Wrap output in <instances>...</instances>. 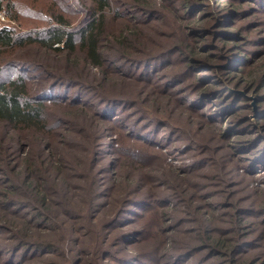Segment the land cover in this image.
I'll list each match as a JSON object with an SVG mask.
<instances>
[{
  "label": "rangeland",
  "instance_id": "1",
  "mask_svg": "<svg viewBox=\"0 0 264 264\" xmlns=\"http://www.w3.org/2000/svg\"><path fill=\"white\" fill-rule=\"evenodd\" d=\"M144 1L0 0V83L48 105L44 140L0 122V264H264V0ZM95 18L100 66L80 45ZM54 29L76 48L41 42ZM21 237L56 246L11 255Z\"/></svg>",
  "mask_w": 264,
  "mask_h": 264
},
{
  "label": "trees",
  "instance_id": "2",
  "mask_svg": "<svg viewBox=\"0 0 264 264\" xmlns=\"http://www.w3.org/2000/svg\"><path fill=\"white\" fill-rule=\"evenodd\" d=\"M94 1L97 4L98 10H103L109 4V0ZM190 1L191 0H183L185 7H189L188 5H190ZM144 3L145 4L143 7L152 9V2L151 4H149V2L146 0L144 1ZM1 9L2 3L0 2V10ZM100 25H102V22L101 24H99V19L95 18L91 24H89L86 28L81 29V31L79 32L81 35V47L88 49V52L86 53V59L90 60L91 63L95 64L96 66H100L103 61V52L100 50L98 40V33H100L99 30L101 28ZM123 32L125 33H121L119 36H116L115 39V41L119 44L123 51L121 52V57L126 59L129 58L132 60L138 59L132 58L138 56L132 55L130 50L132 48H135L137 45V43L134 42L135 38L131 36L134 30H130V28H128ZM49 33L50 36H48V38H43V40H41V42H44L47 46H49V48L60 51L63 48L59 47V45L55 46V44H60L61 42H64L66 44V48L68 49L71 48L72 50H74L76 48V34L72 32H65L61 29H54ZM13 41L14 37L12 33L7 32L6 29H2L0 31V44H10ZM31 41H40V39L31 38ZM193 49L194 47H192V52L195 51ZM230 65H233V63ZM24 88V78L22 77L3 81L2 83H0V122L12 126L15 129H19L21 127L34 128L40 135H38V137L44 140L43 136L46 135V133L43 132V130L45 129L44 112L47 109L48 105L45 102L33 99L31 95H27L24 91ZM24 161L25 162L23 164V168L24 166L25 168L23 170L26 171L27 175L29 173V176L25 180L21 181V185H24L25 188L29 190V192H32L33 195H35V202H40L41 204L45 205L49 198V195H51V192H49L50 189L48 188V186H44L37 180L39 177H33L36 174L34 163L35 160L30 157V159L26 158ZM9 181L13 183L11 180ZM14 188L15 187L12 188V190L14 191H11L10 189L5 196L7 197V199L5 200L7 202H5V204L7 203V205L11 206V208L15 205H18V202H21V200L13 198L12 195L15 193ZM37 203L34 204L37 206ZM41 211L45 213V210ZM41 211H39L38 215H42ZM17 242L18 244L15 245V247L11 248V251H13L11 255L15 254L14 252L16 249H21L22 247H25L26 249H28L27 247L31 249H43L46 246L47 249L52 250L56 246L51 242L42 243L39 240L28 239L25 237L19 238ZM235 245L236 243H233V240L231 238H227L223 240H215V242L212 244V247L214 248V250L220 248L231 250L235 247Z\"/></svg>",
  "mask_w": 264,
  "mask_h": 264
}]
</instances>
